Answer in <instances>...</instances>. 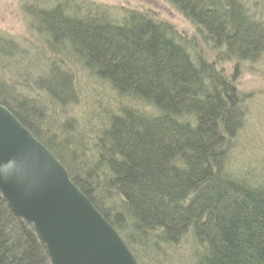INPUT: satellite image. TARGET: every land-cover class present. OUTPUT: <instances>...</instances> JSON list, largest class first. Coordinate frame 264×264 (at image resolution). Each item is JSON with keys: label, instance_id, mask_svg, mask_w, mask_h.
Masks as SVG:
<instances>
[{"label": "trees", "instance_id": "1", "mask_svg": "<svg viewBox=\"0 0 264 264\" xmlns=\"http://www.w3.org/2000/svg\"><path fill=\"white\" fill-rule=\"evenodd\" d=\"M167 1L215 60L140 11L113 18L87 0H21L30 38L0 33V103L138 264H264V181L227 172L247 100L218 66L262 62L264 0ZM75 70L87 72L83 85ZM0 264H52L1 193Z\"/></svg>", "mask_w": 264, "mask_h": 264}, {"label": "water", "instance_id": "2", "mask_svg": "<svg viewBox=\"0 0 264 264\" xmlns=\"http://www.w3.org/2000/svg\"><path fill=\"white\" fill-rule=\"evenodd\" d=\"M12 170L21 182L0 181V193L14 214L34 226L52 264H138L62 162L0 103V171Z\"/></svg>", "mask_w": 264, "mask_h": 264}, {"label": "rangeland", "instance_id": "3", "mask_svg": "<svg viewBox=\"0 0 264 264\" xmlns=\"http://www.w3.org/2000/svg\"><path fill=\"white\" fill-rule=\"evenodd\" d=\"M87 1L110 14H116L113 18H122L128 11H140L159 22L167 23L178 35L182 36V39H186L191 48L193 47L192 52L201 53L211 61L215 60L216 54L200 38L195 25L193 26L167 0ZM0 33L6 39L12 38L20 42H23V38L30 36L21 0H0ZM67 60L69 62V59ZM218 62L219 68H222L225 74L229 77L235 75L232 81L238 87L239 92L246 96L248 106L247 121L233 146L227 172L235 174V177L249 176L246 178L253 177L252 179L256 181L257 179L264 181V59L259 64L253 62L241 64L237 73L235 61ZM74 72L80 84L87 82V72L81 70ZM85 111L87 112V107ZM84 115L87 116V114ZM80 119L82 120V117Z\"/></svg>", "mask_w": 264, "mask_h": 264}, {"label": "clouds", "instance_id": "4", "mask_svg": "<svg viewBox=\"0 0 264 264\" xmlns=\"http://www.w3.org/2000/svg\"><path fill=\"white\" fill-rule=\"evenodd\" d=\"M12 180H16L17 182H21V176L17 171H15V170L0 171V181L8 182V181H12Z\"/></svg>", "mask_w": 264, "mask_h": 264}]
</instances>
